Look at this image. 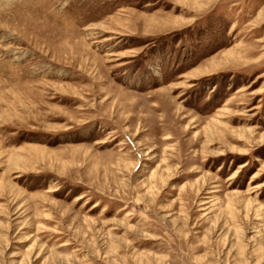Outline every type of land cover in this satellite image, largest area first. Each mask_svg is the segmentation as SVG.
I'll return each mask as SVG.
<instances>
[{"label":"rangeland","instance_id":"374dc122","mask_svg":"<svg viewBox=\"0 0 264 264\" xmlns=\"http://www.w3.org/2000/svg\"><path fill=\"white\" fill-rule=\"evenodd\" d=\"M0 264H264V0H0Z\"/></svg>","mask_w":264,"mask_h":264}]
</instances>
